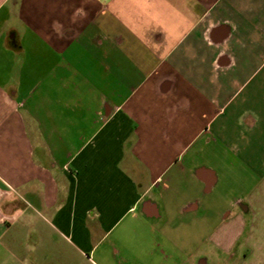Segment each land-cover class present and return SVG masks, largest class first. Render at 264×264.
Segmentation results:
<instances>
[{
  "label": "crops",
  "instance_id": "1",
  "mask_svg": "<svg viewBox=\"0 0 264 264\" xmlns=\"http://www.w3.org/2000/svg\"><path fill=\"white\" fill-rule=\"evenodd\" d=\"M0 264H264V0H0Z\"/></svg>",
  "mask_w": 264,
  "mask_h": 264
}]
</instances>
